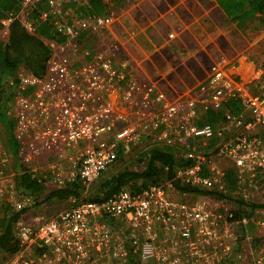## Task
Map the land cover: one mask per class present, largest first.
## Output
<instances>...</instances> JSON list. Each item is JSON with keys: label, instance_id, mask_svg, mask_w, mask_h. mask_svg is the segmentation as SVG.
Listing matches in <instances>:
<instances>
[{"label": "built area", "instance_id": "1", "mask_svg": "<svg viewBox=\"0 0 264 264\" xmlns=\"http://www.w3.org/2000/svg\"><path fill=\"white\" fill-rule=\"evenodd\" d=\"M41 3L46 7L38 21L51 22L65 40L49 44L61 50L51 49L42 75L23 71L8 81V114L22 164L43 152L77 153L66 168L60 160L49 163L40 179L56 188L78 179L88 190L118 160V151L130 152L144 136L153 145L175 148L181 164L162 183L122 187L102 200L70 196L64 199L69 205L51 217L25 218L33 200L15 189L14 173L7 169L13 157L0 140V217L4 206L26 210L14 222L16 247L3 264H204L226 253L224 233L249 219H234L232 206L212 195L182 193L174 183L223 191L232 167L236 193L246 198L248 189L264 190V95L251 96L247 84L222 66L168 101L155 86L132 79L126 62L116 64L103 53L82 61L83 32L110 23L90 11V0H21L5 22L18 19L32 32L30 12ZM255 71L252 82L264 86V68ZM232 98L241 100V112L226 111L216 126L199 124L202 115L221 110ZM173 192L194 199L176 200ZM252 221L264 228L263 219Z\"/></svg>", "mask_w": 264, "mask_h": 264}, {"label": "rangeland", "instance_id": "2", "mask_svg": "<svg viewBox=\"0 0 264 264\" xmlns=\"http://www.w3.org/2000/svg\"><path fill=\"white\" fill-rule=\"evenodd\" d=\"M154 2L156 5L153 8L149 9L147 6H151L150 2ZM178 0H103L104 7L99 10H93L96 14H102L110 18V23L108 26L103 28H91L87 31V33L82 37L80 41L81 49V58L82 61L89 60L92 56H95L97 53L106 54L113 62L116 64L126 62L127 66L130 70H132L131 75L132 79L139 81L140 83L152 84L151 79L153 77L156 78L159 71L165 68L166 59H175L170 58L171 49H179L181 51L195 50L198 45L201 43H206V40L202 42H197L196 39H187L184 40L179 32L180 26H171L170 24H166V22L158 20L152 21V25L148 26L149 17L151 16L153 19L155 18V14L159 15L165 11V8L170 3L177 2ZM193 1V0H191ZM141 3L140 9L132 8L134 4ZM86 13V12H83ZM144 16H141V15ZM222 16V15H221ZM218 16V12L215 13L216 18H220ZM256 17V15H255ZM261 23L259 25L254 26V30H251V33L255 36L254 41H257L251 48L249 52H245L249 57V60L254 62V69L264 68V35L261 38V31L264 30V15L260 16ZM6 18H0V40L7 41L9 35V24H7ZM230 22L224 23L226 27L222 28L224 31L227 30H235L233 25H230ZM206 29L209 32H214L216 27L210 24L205 25ZM192 29V28H191ZM243 33L246 30L241 29ZM239 32H234L235 34ZM264 34V31H263ZM136 36L140 38L138 42L133 40V37ZM240 39V40H239ZM239 40V41H238ZM54 40H47L45 42L49 45ZM236 44L234 46H242L246 41L243 37L237 38L235 40ZM60 43V42H58ZM50 46V45H49ZM224 51L231 50L230 43H223ZM52 52L60 51L59 44L52 46ZM182 53V52H181ZM180 53V54H181ZM218 51L214 56H206L205 62L208 66V69L211 70L212 67L220 68L222 66H228L229 59L223 53ZM180 60L181 57L179 56ZM179 58L176 59L175 63H179ZM173 61V60H172ZM18 73L25 71L24 65L21 63L19 65ZM152 71V76L149 74ZM149 72V74H148ZM212 73L214 71H211ZM232 73V72H230ZM234 78L236 80H240L239 73H233ZM251 75V71L248 72L249 76ZM243 80L245 79L244 72L242 73ZM161 78V76H160ZM161 81L163 79H160ZM159 80V81H160ZM209 80V79H208ZM160 83H157V87L155 90L161 91L164 97L168 101H173L177 97L183 95L188 89H169L166 87H159ZM247 91L253 97H260L264 95V86H259L257 81L246 83ZM156 87V86H155ZM164 102V101H163ZM160 102L158 107L160 108L163 104ZM0 140L5 143L6 140V132L3 128V124L0 121ZM152 139L148 136H144L140 142L133 146L131 151L121 155L120 158L109 168H107L98 181L95 182L97 185L100 181L108 179L109 177L116 175L125 169L129 171H142L145 168V164L147 161L146 153L147 151L156 145L152 144ZM81 147L85 146V143L80 144ZM158 146H166V145H158ZM61 155V156H60ZM77 153L65 152V153H57V152H43L38 154L35 158V161L32 163H23L24 166L28 167L30 171L41 178V176L45 175L47 171V166L49 163L53 161L60 160L63 163L64 167H68L70 163L77 158ZM14 159L10 158V164L7 166V169L10 172L14 173ZM95 184H92L90 189L93 188ZM47 190H54L56 186L52 182H47L45 184ZM95 187V186H94ZM259 187V186H258ZM97 187L93 190H85V196L93 195L97 192ZM248 197L249 202H264V190L262 188H251L248 189ZM242 193V192H239ZM235 195V194H234ZM172 196L176 200H188L194 199L192 196H183L180 198L173 192ZM219 203L222 201L224 206L230 208L234 207L231 201L219 199ZM218 203L217 200H212V203ZM69 202L67 200H60L58 198H53L51 200H47L45 203H42L38 206H33L28 209L24 217L25 218H34L41 217V215L45 217H51L58 211H60L63 207H67ZM254 219H263L264 220V207H259L256 210V216ZM243 237L241 242V250L236 253L235 256H232V264H252L256 262H260L264 264V228L261 226H256L255 224H240L233 225L229 228L228 232L223 235V246L226 247V253L234 248V244L237 240L238 236ZM212 249V248H211ZM223 251L219 252V257L211 258L208 262L204 264H215L218 263L226 254ZM7 254L3 251H0V264H3L7 259ZM214 260V261H213ZM213 261V262H211ZM131 264H136L135 261H132Z\"/></svg>", "mask_w": 264, "mask_h": 264}, {"label": "trees", "instance_id": "3", "mask_svg": "<svg viewBox=\"0 0 264 264\" xmlns=\"http://www.w3.org/2000/svg\"><path fill=\"white\" fill-rule=\"evenodd\" d=\"M21 0H0V18H6L10 12L18 11ZM220 7L232 20H241L254 13L264 14V0H217ZM90 11L99 10L104 7L103 0H90ZM46 6L41 3L31 9L30 18L33 22L34 30L29 32L23 27L18 19H13L9 23V35L7 41L0 40V121L6 132V146L14 159V184L15 189L23 194L29 195L34 206L41 205L47 200L58 198L67 199L70 196L80 197L86 190L85 187L75 179L65 186L54 190H47L45 183L35 176L28 167L22 164L19 156L16 139L13 135L14 121L8 114L7 103L11 92L7 87L8 81L18 74L19 65L23 63L24 70L35 75H42L45 72L46 61L51 54L50 46L45 42L54 40L63 42L65 39L58 35L51 22H40L37 19L38 11ZM100 8V9H99ZM95 10V11H96ZM87 32H83V36ZM243 110L240 99L232 98L228 100L221 110L207 112L201 116L199 124L210 123L214 126L223 120L224 113L230 111L239 113ZM213 142H211L212 144ZM210 144V145H211ZM120 158L121 153L118 151ZM147 161L142 171H124L100 181L97 185V192L86 196L91 200L106 199L117 193L122 187L132 190H139L150 184H159L168 179H172L174 167L181 164L177 157V151L171 146H153L146 153ZM182 193L208 194L217 199L231 201L234 204V219L246 217L249 225L256 216V210L264 207V202H249L240 193H236L239 185L236 170L228 167L225 172V188L223 191L199 190L180 186L174 183ZM93 188L95 189V187ZM93 188H89L93 190ZM88 189V190H89ZM235 194V195H234ZM26 210L11 211L9 206H4L0 217V251L7 255L13 252L16 242L13 235L14 222L22 216ZM242 234L237 237L234 248L215 264H232V256L241 250Z\"/></svg>", "mask_w": 264, "mask_h": 264}, {"label": "crops", "instance_id": "4", "mask_svg": "<svg viewBox=\"0 0 264 264\" xmlns=\"http://www.w3.org/2000/svg\"><path fill=\"white\" fill-rule=\"evenodd\" d=\"M150 3L151 6H147L149 9L156 5L152 1ZM141 5L142 4L139 2L134 4L132 8L140 9ZM216 12H218V16H222L216 18ZM263 15L264 14L254 13L241 20H232L220 7L217 0H178L177 2L168 4L163 13L159 15L155 14L154 19L150 16L147 25H152L151 23L153 20H158V22L164 20L166 24H170L171 26H180L178 34H181V40L196 39L197 42L206 40V43H201V46L199 44L193 51L187 49V51H181L182 53L179 52V49H171L169 57H175V59H172L173 61L171 59H166L165 68L159 71L156 78L153 77L155 75L152 76V71H150L151 74L148 72V74L153 77V80L151 79L152 84L150 85L158 88L157 83H160V85L158 84L159 87L188 90L200 85L206 82L212 74V70L210 68L208 69L205 62V57L215 56L218 51L225 54L227 59L231 58L229 59V63L231 64L227 66V70L229 72L239 73L238 75H240L241 83H250L255 67L253 65L254 62L249 60V54L245 52H249L250 48L257 41H254L255 36L251 33L249 28L254 30V26L261 23L262 18H260V16ZM141 16L144 15L142 14ZM227 22H230V25H233L235 30L229 29L227 32L224 31L222 28L226 29L227 26H225L224 23ZM208 24L216 27L214 32L211 33L206 29L205 25ZM241 29L246 30V32L243 33ZM236 31L239 32L235 34L234 32ZM263 31L260 33L261 38L264 35ZM241 37L246 40L243 47L241 45L234 46L233 44H236L235 40ZM133 40L138 42L140 38L134 36ZM226 42L230 43L231 50L229 51H224L222 47L223 43ZM177 58H179V63H175ZM130 71L132 72V70ZM249 71H251V75L247 76ZM243 72L246 80L242 78ZM160 79L163 80L161 81Z\"/></svg>", "mask_w": 264, "mask_h": 264}]
</instances>
